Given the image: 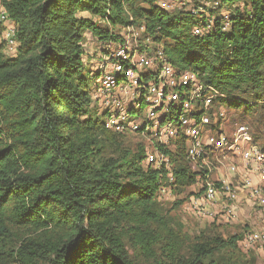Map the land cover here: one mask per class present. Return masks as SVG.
<instances>
[{"label":"trees","instance_id":"obj_1","mask_svg":"<svg viewBox=\"0 0 264 264\" xmlns=\"http://www.w3.org/2000/svg\"><path fill=\"white\" fill-rule=\"evenodd\" d=\"M159 1L1 0L16 53L7 56L2 39L0 264H217L216 253L243 249L244 233L190 243L163 216L159 189L185 192L204 173L181 137L173 149L157 144L170 161L157 169L143 166L153 139L130 147L127 132L105 127V111L91 108L100 72L87 68L83 40L88 32L102 47L122 44L123 31L143 27L140 39L222 95L214 108L247 118L264 153V0H213L228 18L202 35L192 31L204 22L197 7Z\"/></svg>","mask_w":264,"mask_h":264},{"label":"built area","instance_id":"obj_2","mask_svg":"<svg viewBox=\"0 0 264 264\" xmlns=\"http://www.w3.org/2000/svg\"><path fill=\"white\" fill-rule=\"evenodd\" d=\"M170 1L160 0L159 5L167 8ZM227 18L228 13L224 20ZM212 26L213 22L207 19L199 21L192 31L202 35ZM140 29L142 33L143 27ZM14 32L15 25L0 0V39L14 43ZM124 39L122 44H105L108 55L102 54L96 64L100 77L94 92L104 97L105 127L117 133L141 131L150 137L148 142L153 139L151 147L146 148L143 166L157 169H170L169 157L159 151L157 144L173 149L177 138L184 139L187 160L206 178L190 187L192 191L182 204L186 213L211 220H233L241 196L264 210V153L253 144L246 125L237 124L230 129L223 126V106L213 107L214 99L222 95L205 86L194 72L179 71L150 40ZM138 43L143 47L139 48ZM116 90L120 96L114 95ZM143 105L148 106L146 116L138 122ZM228 160L226 176L210 179L212 169L216 165L221 168ZM167 177L171 184L173 176ZM169 187H161L158 196L169 191ZM241 245L264 258V227L244 232Z\"/></svg>","mask_w":264,"mask_h":264},{"label":"rangeland","instance_id":"obj_3","mask_svg":"<svg viewBox=\"0 0 264 264\" xmlns=\"http://www.w3.org/2000/svg\"><path fill=\"white\" fill-rule=\"evenodd\" d=\"M183 5L185 6V9L197 7L199 12L197 14L201 16L204 21L209 19L211 22H214V19L217 17L224 19L227 13L226 9L218 10L216 8V4L213 3V0H171L167 9L170 11H176L179 10V8ZM79 15L88 16L86 13H80ZM122 34L124 38H128L131 41L138 40L142 42V39H140V28L127 29L123 31ZM1 41L3 40L0 39V42ZM83 49V59L87 68L90 71H95L96 64L101 61L102 54L105 55V51H102V44L99 43L95 38L91 37L90 33L86 32L83 40ZM4 53L7 56L15 55L16 45L14 43L7 42L5 44ZM106 53L108 52L106 51ZM94 91L95 90L93 88V104L91 108L93 111H97L96 113L100 115V113L103 111L104 97H99L97 92ZM123 94L124 93H122V95ZM114 95L120 96L121 92L116 90ZM222 106L224 109V118L221 122L223 126L225 125L226 128L230 129L234 125L244 124L249 128V130H251L250 126L248 125L247 118L243 120L239 117V112H234V110L227 111V109L224 108L226 105L223 104ZM147 108L148 106L143 105L138 122H141L145 118ZM173 113L177 114V111H174ZM164 125L165 122L161 124V127ZM152 136H155V134H152ZM148 139H150V137H140L139 135H136V133L127 132L125 144L129 145L130 147H134V145H136L138 142H148ZM257 141L259 145L262 143L261 139H257ZM229 162V160L224 162L221 168L216 165V168L212 169L210 179L215 181L216 178H219L220 176L225 177L227 172H225L224 169L227 167ZM193 168L194 170H197L195 167ZM190 191H192V189L188 188V190L185 192H180L178 189L170 186L169 191H165L161 195L156 196L157 207L160 212L167 220L172 221L175 228L179 230L178 232H181L180 234H185V236L189 238L191 241L190 243L196 241L202 237L201 235L205 234L208 236H219L223 239H227L233 235H241L250 229L257 231L264 227V210L258 208L255 203L252 204L248 202L244 196H241V202L239 205H237V210L234 211L235 217L233 220L225 221L218 217L212 223L211 219L204 218L203 216L198 217L196 214L193 215L186 213L182 209L181 201L187 198ZM136 258L139 259V256ZM213 261H216L217 264H264L263 255L259 252L241 249L238 247L237 249H234V252L222 251L216 253L213 256ZM145 264L147 263L145 262Z\"/></svg>","mask_w":264,"mask_h":264}]
</instances>
